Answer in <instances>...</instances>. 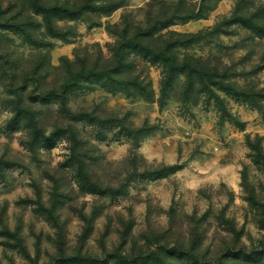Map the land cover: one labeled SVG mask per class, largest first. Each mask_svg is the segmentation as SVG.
Listing matches in <instances>:
<instances>
[{
	"label": "rangeland",
	"instance_id": "374dc122",
	"mask_svg": "<svg viewBox=\"0 0 264 264\" xmlns=\"http://www.w3.org/2000/svg\"><path fill=\"white\" fill-rule=\"evenodd\" d=\"M0 264H264V0H0Z\"/></svg>",
	"mask_w": 264,
	"mask_h": 264
},
{
	"label": "trees",
	"instance_id": "16d2710c",
	"mask_svg": "<svg viewBox=\"0 0 264 264\" xmlns=\"http://www.w3.org/2000/svg\"><path fill=\"white\" fill-rule=\"evenodd\" d=\"M31 9L35 14L41 15L42 17V22L47 30H53V21L55 18L58 17H63L67 18L69 20H73L75 18H78L80 16H85L87 11H94L95 8H88V7H73V8H68V7H59L55 8L53 6L48 5L47 3L40 2L38 3L37 6L34 4L31 6ZM98 10H109L111 9V6H101L99 8H96ZM236 21H239L238 19ZM54 35H57L54 33ZM151 35L149 31L146 30V36ZM142 88H140L141 90ZM182 166L181 165H172L169 167V171H175L180 169ZM165 174L162 173L161 176H164Z\"/></svg>",
	"mask_w": 264,
	"mask_h": 264
}]
</instances>
